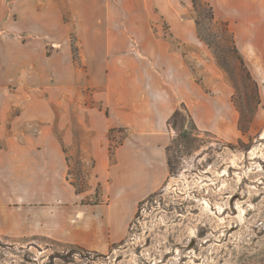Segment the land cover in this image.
I'll return each instance as SVG.
<instances>
[{
	"label": "crops",
	"instance_id": "obj_1",
	"mask_svg": "<svg viewBox=\"0 0 264 264\" xmlns=\"http://www.w3.org/2000/svg\"><path fill=\"white\" fill-rule=\"evenodd\" d=\"M201 1L230 32L264 101V0ZM194 2L0 0V233L108 251L165 183L178 111L200 131L241 138ZM75 45L87 55L85 78ZM84 86L89 93H79ZM72 150L87 188L70 178ZM98 187L102 197L88 199Z\"/></svg>",
	"mask_w": 264,
	"mask_h": 264
},
{
	"label": "rangeland",
	"instance_id": "obj_2",
	"mask_svg": "<svg viewBox=\"0 0 264 264\" xmlns=\"http://www.w3.org/2000/svg\"><path fill=\"white\" fill-rule=\"evenodd\" d=\"M194 6L208 56L240 111L241 138L227 141L198 130L182 108L170 119L169 175L139 204L123 241L102 252L45 236L0 233V264H264V101L226 26L201 0ZM75 47L85 78L87 55ZM38 87L32 91L44 96L46 87ZM84 92L90 91L84 86ZM66 108L72 111L74 103ZM71 153L70 178L87 188L88 170L79 151ZM87 167L94 179L92 162ZM91 195L102 197L100 189Z\"/></svg>",
	"mask_w": 264,
	"mask_h": 264
}]
</instances>
